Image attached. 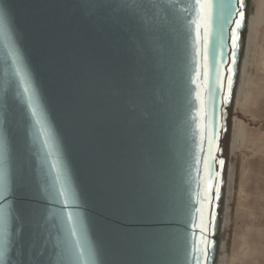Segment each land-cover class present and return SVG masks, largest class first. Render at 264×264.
I'll list each match as a JSON object with an SVG mask.
<instances>
[{
    "label": "water",
    "instance_id": "1",
    "mask_svg": "<svg viewBox=\"0 0 264 264\" xmlns=\"http://www.w3.org/2000/svg\"><path fill=\"white\" fill-rule=\"evenodd\" d=\"M96 2L0 0V193L11 192L0 201V247L8 249L0 264H196L194 249L203 243L192 224L198 222L196 208L209 176L201 101L210 113L227 87L225 80L219 95H209L217 71L211 47L226 11L222 5L229 0H200L211 9L197 0H103L120 20L118 29L105 25L107 40L76 15L77 5L91 11ZM142 2L156 5L148 16ZM256 2L247 0L232 96L223 109L226 134L218 156L225 164L216 169L223 184L215 231L208 229L215 243L206 262L200 257L203 264H220L236 108ZM209 28L205 62L202 37ZM109 41L120 48L123 66L135 63L151 81L127 107L108 97L103 78L85 81L76 62L84 48L109 57ZM137 148L150 170L155 165L168 210L129 222L114 213L111 194L117 183L137 181L132 171ZM21 172L27 186L19 181ZM65 178L74 202L59 195ZM33 186L45 192L54 188L56 196L37 201ZM36 206L44 210L43 236L52 237L46 247L43 240L32 242L29 214ZM76 212L82 234L68 219ZM138 232L160 239L145 250L127 238Z\"/></svg>",
    "mask_w": 264,
    "mask_h": 264
},
{
    "label": "snow or ice",
    "instance_id": "2",
    "mask_svg": "<svg viewBox=\"0 0 264 264\" xmlns=\"http://www.w3.org/2000/svg\"><path fill=\"white\" fill-rule=\"evenodd\" d=\"M197 3L201 7L212 8L211 3L200 4V0H197ZM246 6L247 0H229V3L222 5L226 11L223 16L221 28L217 34L216 42L211 47L213 67L217 71L213 84L210 86L209 95H219L218 89L224 87L223 82L225 80L227 81V87L224 94L219 97L218 104H213L210 113L207 111L206 102L201 101L207 120L201 140L207 142L204 163L208 169L209 176L207 185L198 201L200 206L196 208L198 222L192 224V227L196 229L203 243L202 249H194V252H199V255L196 257V264L206 262L208 251L214 247L215 243L214 239H209L211 234L208 229L211 226L213 232L215 231L218 201L221 198V187L223 184L222 173L216 170L217 167L222 170L225 164V160L218 156V153L222 151L219 146V141L226 134L225 112L223 109L225 105L230 103L232 96L234 76L237 71L239 53L242 47L241 30L246 20ZM110 7L103 0H97L92 6L91 11H85L83 6L77 5L76 15L80 17L86 26L107 40L108 32L105 31V25H110L112 29L120 28L119 18L113 17L108 12ZM141 7L144 15L148 16L156 5L142 2ZM165 11L168 10L165 9ZM211 36L212 32L209 28L202 37L203 58L205 62H207L209 56ZM197 40L198 42L201 40L199 35ZM226 41L227 45L225 43ZM105 48L111 51V55L107 58L103 55H94L88 48H84L81 55L75 57L77 65L85 81L103 78L109 86L108 97L127 107L128 101L133 96L139 99L140 95L150 87V78L145 73H142L139 66L135 63L127 67L121 64L120 48L115 42H107ZM220 69H223V72ZM205 76H207V72H205ZM197 98H200L199 93H197ZM129 111L131 112V110ZM139 135L144 137L146 133L141 132ZM132 171L138 178L135 183H117L113 187L111 206L114 213L129 222H136L139 219L166 212L168 205L160 195L159 185L157 183L158 173L156 172L155 165L152 166L151 170L149 169L148 164L143 159V153L140 151V148H137L136 157L132 161ZM213 174H215V179H213ZM19 181L26 186L29 184L28 178L23 172L19 175ZM31 194L37 201L45 198L51 200L56 196L54 188L52 191L45 192L41 191L39 186H33ZM9 195H11V192L5 188L4 192L0 193V201H7ZM59 195L65 197L66 203L70 201L74 202V193L67 178L61 184ZM205 205H207V208H205ZM3 206V204H0V207ZM43 211L41 207L36 206L29 214V223L33 224L35 229L32 233L33 246L43 240L42 247H46L52 239L51 233L46 237L43 236L44 228L41 226ZM68 219L80 229L82 234L83 222L80 214L78 212L70 213ZM72 234L75 235V231ZM127 238L133 244L145 250L157 244L160 239L156 234L147 232L130 233L127 234ZM7 250L6 246L0 247V256ZM200 257H203V262Z\"/></svg>",
    "mask_w": 264,
    "mask_h": 264
},
{
    "label": "rangeland",
    "instance_id": "3",
    "mask_svg": "<svg viewBox=\"0 0 264 264\" xmlns=\"http://www.w3.org/2000/svg\"><path fill=\"white\" fill-rule=\"evenodd\" d=\"M256 9L236 108L220 264H264V13L258 16V0Z\"/></svg>",
    "mask_w": 264,
    "mask_h": 264
},
{
    "label": "bare ground",
    "instance_id": "4",
    "mask_svg": "<svg viewBox=\"0 0 264 264\" xmlns=\"http://www.w3.org/2000/svg\"><path fill=\"white\" fill-rule=\"evenodd\" d=\"M257 10V9H256ZM258 16H260V14L262 15L264 13V0H258ZM264 16V14H263ZM264 19V18H263ZM254 23V22H253ZM254 25V24H253ZM260 64V63H259ZM261 64L263 65L264 67V60L261 62ZM261 66V65H260ZM246 81V80H245ZM251 83L249 82V80L246 82V86H249ZM251 97V91L248 90L247 93L244 94V97H243V102H244V105L243 107H247V104H246V101Z\"/></svg>",
    "mask_w": 264,
    "mask_h": 264
}]
</instances>
